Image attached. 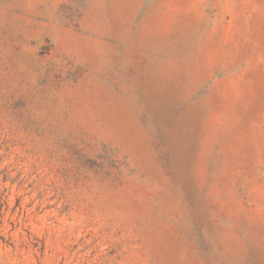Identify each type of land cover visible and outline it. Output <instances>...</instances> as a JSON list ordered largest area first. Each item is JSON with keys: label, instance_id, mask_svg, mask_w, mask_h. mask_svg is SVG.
<instances>
[{"label": "rangeland", "instance_id": "obj_1", "mask_svg": "<svg viewBox=\"0 0 264 264\" xmlns=\"http://www.w3.org/2000/svg\"><path fill=\"white\" fill-rule=\"evenodd\" d=\"M0 264H264V0H0Z\"/></svg>", "mask_w": 264, "mask_h": 264}]
</instances>
